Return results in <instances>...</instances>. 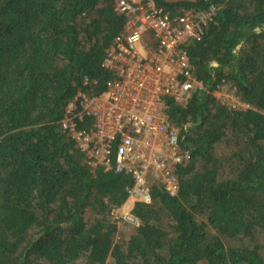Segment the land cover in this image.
I'll list each match as a JSON object with an SVG mask.
<instances>
[{"label": "trees", "instance_id": "16d2710c", "mask_svg": "<svg viewBox=\"0 0 264 264\" xmlns=\"http://www.w3.org/2000/svg\"><path fill=\"white\" fill-rule=\"evenodd\" d=\"M154 3L216 13L186 47L202 87L167 100L191 154L178 194L152 181L117 240L133 178L91 166L62 120L79 92H106L127 18L114 0H0V264H264V0ZM224 81L249 109L220 101Z\"/></svg>", "mask_w": 264, "mask_h": 264}, {"label": "built area", "instance_id": "2783aa9c", "mask_svg": "<svg viewBox=\"0 0 264 264\" xmlns=\"http://www.w3.org/2000/svg\"><path fill=\"white\" fill-rule=\"evenodd\" d=\"M127 18L125 30L107 52L104 65L114 72L101 96L79 92L67 107L62 128L78 144L91 166L127 173L133 184L128 200L115 209L117 220L137 224L132 204L151 202V183L159 181L175 196L179 180L174 169L191 154L180 144V129L168 118L167 100L187 103L202 87L186 47L200 41L216 8L185 11L171 18L155 8L154 0H114ZM216 96L236 110L251 106L234 90L220 85ZM86 118L91 127H80Z\"/></svg>", "mask_w": 264, "mask_h": 264}, {"label": "rangeland", "instance_id": "374dc122", "mask_svg": "<svg viewBox=\"0 0 264 264\" xmlns=\"http://www.w3.org/2000/svg\"><path fill=\"white\" fill-rule=\"evenodd\" d=\"M129 222H125L124 220H119V225H120V235H118V238H117V240H119V238H123V237H125V236H128L129 234H130V232H131V226H133V224L132 223H129ZM123 239H125V238H123ZM123 239H120V241L121 240H123ZM117 242V241H116ZM108 264H115V262H114V259L111 257V258H109V260H108Z\"/></svg>", "mask_w": 264, "mask_h": 264}]
</instances>
